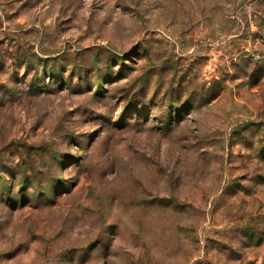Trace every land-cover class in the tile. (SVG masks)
Segmentation results:
<instances>
[{
	"label": "rangeland",
	"instance_id": "374dc122",
	"mask_svg": "<svg viewBox=\"0 0 264 264\" xmlns=\"http://www.w3.org/2000/svg\"><path fill=\"white\" fill-rule=\"evenodd\" d=\"M0 264H264V0H0Z\"/></svg>",
	"mask_w": 264,
	"mask_h": 264
}]
</instances>
